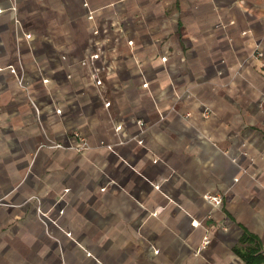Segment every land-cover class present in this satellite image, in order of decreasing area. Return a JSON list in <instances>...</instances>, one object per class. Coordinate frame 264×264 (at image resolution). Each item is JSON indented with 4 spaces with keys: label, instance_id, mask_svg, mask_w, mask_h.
<instances>
[{
    "label": "crops",
    "instance_id": "obj_1",
    "mask_svg": "<svg viewBox=\"0 0 264 264\" xmlns=\"http://www.w3.org/2000/svg\"><path fill=\"white\" fill-rule=\"evenodd\" d=\"M11 5L0 264H264V0H17L20 38Z\"/></svg>",
    "mask_w": 264,
    "mask_h": 264
},
{
    "label": "built area",
    "instance_id": "obj_2",
    "mask_svg": "<svg viewBox=\"0 0 264 264\" xmlns=\"http://www.w3.org/2000/svg\"><path fill=\"white\" fill-rule=\"evenodd\" d=\"M3 10L0 9V12H2ZM10 11L13 13V16H14V22H15V29H16V32H17V35L18 37L20 38V33H19V25H20V20H19V17H18V14H19V10H18V7H17V0H12V5L10 7ZM97 31H94V33H96ZM30 33H24L23 34V37L22 38H25L26 40H29L30 39ZM128 43L130 45H133V41H128ZM100 53H101V47L100 46H97L95 48V51L92 52L88 57L86 58H83L79 61V64L81 66H87L89 68V79L92 81V83L94 84V86L96 87H100L102 86V79H101V76H100V71L98 69V67L96 66V61L99 60L100 58ZM256 56L260 57L262 56V53H258L256 54ZM64 58V57H63ZM164 61L166 60V57L162 58ZM18 65H15V64H10L7 66L9 72L13 75L16 76L17 78V81L19 83V85L21 87H25L24 86V77H25V68H24V65H23V62H22V59L21 58H18ZM44 83L47 82V79H43L42 80ZM144 87H147V83H144L143 84ZM32 106L34 107V109L36 110V112H38L37 110V107L36 105L34 104L33 100H30ZM110 102H104V106L105 107H109L110 106ZM57 113H60V110H56ZM211 114V109L206 107L204 112H203V116L205 118L208 117V115ZM191 115L190 112H187L185 114V116L188 118L189 116ZM137 124L142 127L144 126V121L139 119L137 121ZM122 130V126L121 125H117L115 126V131L117 134H120ZM73 136L76 137L78 140H79V144L78 145H75V146H71L69 148L71 149H74L78 152H81V151H84L86 149H89L90 145L89 143L81 138L80 134L76 131L73 132ZM123 143V142H121ZM139 143H142L141 140H139ZM100 145L101 146H104L107 150H114V144L112 143H105V142H100ZM48 147H54V148H64L60 143H49L47 145ZM104 188H101V190H103ZM66 191V190H65ZM205 199L208 200L209 202H211L214 206H219L221 203H222V198L219 197V196H216V195H213V194H206L205 195ZM38 210V217L39 219L42 221L43 224H45L44 220L42 219L43 215H45L44 213H42L40 211V209H37ZM63 211L62 210H59L58 213L61 214ZM67 236H70V233H66ZM211 242V239L208 235L204 236L203 238V241H202V247L203 248H206ZM195 254H198V252H196Z\"/></svg>",
    "mask_w": 264,
    "mask_h": 264
},
{
    "label": "trees",
    "instance_id": "obj_3",
    "mask_svg": "<svg viewBox=\"0 0 264 264\" xmlns=\"http://www.w3.org/2000/svg\"><path fill=\"white\" fill-rule=\"evenodd\" d=\"M260 256L261 255H249L248 256V263L249 264H255V262L258 263L259 262L258 259L260 258Z\"/></svg>",
    "mask_w": 264,
    "mask_h": 264
},
{
    "label": "rangeland",
    "instance_id": "obj_4",
    "mask_svg": "<svg viewBox=\"0 0 264 264\" xmlns=\"http://www.w3.org/2000/svg\"><path fill=\"white\" fill-rule=\"evenodd\" d=\"M66 191H67V190H66ZM59 210H62V209H59ZM42 219L44 220V222H45V224H46L47 221H46V219H45L44 216L42 217Z\"/></svg>",
    "mask_w": 264,
    "mask_h": 264
}]
</instances>
